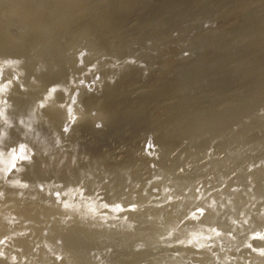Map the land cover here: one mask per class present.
<instances>
[{
    "label": "bare ground",
    "instance_id": "1",
    "mask_svg": "<svg viewBox=\"0 0 264 264\" xmlns=\"http://www.w3.org/2000/svg\"><path fill=\"white\" fill-rule=\"evenodd\" d=\"M155 1L0 0V264H264V0Z\"/></svg>",
    "mask_w": 264,
    "mask_h": 264
},
{
    "label": "water",
    "instance_id": "2",
    "mask_svg": "<svg viewBox=\"0 0 264 264\" xmlns=\"http://www.w3.org/2000/svg\"><path fill=\"white\" fill-rule=\"evenodd\" d=\"M163 1L164 0H156L155 2L161 3ZM87 89L89 91H94V89H95L94 82H91ZM78 96H79V94L77 95V99H78ZM77 102L78 101H75L73 109H71L70 112H69V118H68L69 120H67L68 127L65 128L66 129L65 131H69V133L72 132L73 126L75 125L76 121L79 118V114L77 113V111L75 109V104ZM263 117H264V110H263V113H261V114H259L257 116V118L261 119ZM99 126H100V124H96L95 128L98 129L97 127H99ZM149 148L151 149V151L152 150H156V148H153V147H149ZM58 243L60 244L61 240H59ZM89 243H90L89 245H85L82 248H83L84 251H88L87 253H89V255L90 254L92 255L90 259L91 260L94 259L93 261H95L97 259H102V261L100 260V262L99 261H95L96 262L95 264H97V262H98V264H101V262H102V264H116L117 263L116 260H115L116 258H113V260L110 261V263H108L107 262L108 259L105 258V256L108 254L106 251H114L116 256L119 255L120 253L118 254V250L117 249H120V247L119 248H115V246H112L114 248L113 249L112 247H110L111 246L110 244H106L105 243L106 244L105 245L104 243L99 241V239H94L93 241H90ZM147 244L148 243L146 241H141V240L131 241V242H127V243H122L121 244V248L123 250L128 251V254H125L126 256L127 255H136V254H138V253H140L142 251L148 250V245ZM218 244L220 245V251L222 253L223 252L224 253L233 252L236 249H238V247L240 246L239 243H236V242L235 243H229L230 246L225 245V243H222L221 241ZM125 246H127L129 248L128 249L127 248H123ZM258 263H259L258 259H253L252 258L251 264H258Z\"/></svg>",
    "mask_w": 264,
    "mask_h": 264
},
{
    "label": "clouds",
    "instance_id": "3",
    "mask_svg": "<svg viewBox=\"0 0 264 264\" xmlns=\"http://www.w3.org/2000/svg\"><path fill=\"white\" fill-rule=\"evenodd\" d=\"M0 91H7V86H5L3 89H0ZM23 158H27V157H23ZM15 167V164H13V168ZM26 186V185H25ZM116 211H123L122 208H117ZM251 247V245H250ZM262 255H264V253H261Z\"/></svg>",
    "mask_w": 264,
    "mask_h": 264
},
{
    "label": "rangeland",
    "instance_id": "4",
    "mask_svg": "<svg viewBox=\"0 0 264 264\" xmlns=\"http://www.w3.org/2000/svg\"><path fill=\"white\" fill-rule=\"evenodd\" d=\"M240 248L236 249L235 251H233V253H235L236 251H238Z\"/></svg>",
    "mask_w": 264,
    "mask_h": 264
}]
</instances>
